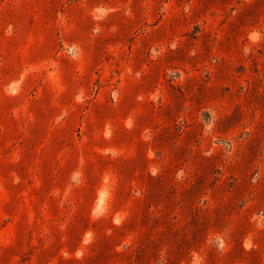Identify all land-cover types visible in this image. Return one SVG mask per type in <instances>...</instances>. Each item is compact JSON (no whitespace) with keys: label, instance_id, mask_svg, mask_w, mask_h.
<instances>
[{"label":"rangeland","instance_id":"374dc122","mask_svg":"<svg viewBox=\"0 0 264 264\" xmlns=\"http://www.w3.org/2000/svg\"><path fill=\"white\" fill-rule=\"evenodd\" d=\"M0 264H264V0H0Z\"/></svg>","mask_w":264,"mask_h":264}]
</instances>
